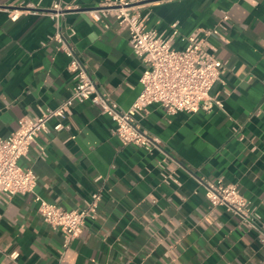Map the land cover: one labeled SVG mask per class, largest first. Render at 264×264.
Listing matches in <instances>:
<instances>
[{
	"label": "crops",
	"instance_id": "crops-1",
	"mask_svg": "<svg viewBox=\"0 0 264 264\" xmlns=\"http://www.w3.org/2000/svg\"><path fill=\"white\" fill-rule=\"evenodd\" d=\"M99 1L76 0L81 9L56 22L49 14L53 0H0V135L70 96L71 58L52 37L71 26L69 44L99 90L121 109L135 102L143 65L127 28L85 10ZM139 11L165 35L177 22L178 49L195 28L223 21L224 38L210 39L226 64L224 82L215 87L223 107L168 114L151 105L140 122L160 142L148 153L123 145L116 123L96 104L76 103L64 129L41 132L20 164L35 171V193L44 199L77 209L99 192V211L67 244L42 219L34 193L2 194L0 264H13V251L21 264H264L261 228L211 207L201 184H237L264 220V0H145Z\"/></svg>",
	"mask_w": 264,
	"mask_h": 264
},
{
	"label": "built area",
	"instance_id": "built-area-1",
	"mask_svg": "<svg viewBox=\"0 0 264 264\" xmlns=\"http://www.w3.org/2000/svg\"><path fill=\"white\" fill-rule=\"evenodd\" d=\"M144 2L100 0L96 7L85 9L94 20L106 22L112 18L129 31L133 52L143 65L140 77L142 90L130 108H119L107 94L99 90L95 78L69 44L68 38L76 33L71 26L66 30H58L52 37L71 58L68 69L75 83L70 96L54 109L35 117H23L18 128L8 136L0 135V196L34 193L42 219L52 229L62 231L67 244L81 235L88 219H94L99 211L101 194L94 192L82 207L66 209L35 193L37 175L32 168H24L20 159L28 156L41 132L61 131L72 107L76 103L91 101L116 123L114 134L123 145H134L152 153L159 147L160 141L140 122L151 105H160L168 114L212 111L215 107H223L215 87L224 82L222 74L226 64L217 57V49L210 42L212 37L224 38L223 21L211 27L195 28L184 36L186 46L178 49L174 46L178 23L172 24L170 35L149 28V14L139 11V6ZM74 9H81L76 0H53L49 14L53 20L60 22L65 14ZM19 16V10H13L11 18L17 20ZM223 19L229 20L230 17L225 14ZM52 120H55V124L51 128L49 123ZM168 159L167 155L161 161L163 168H166ZM164 177L172 179L173 175L165 173ZM201 184L205 187V197L211 207H224L237 214L244 226H258L264 232V220L258 214L257 207L237 184L225 183L222 179H205L201 180ZM19 256L18 251L10 253L13 264H21Z\"/></svg>",
	"mask_w": 264,
	"mask_h": 264
}]
</instances>
